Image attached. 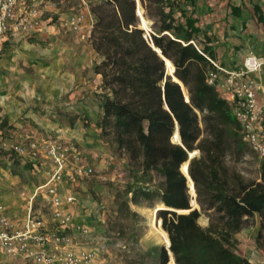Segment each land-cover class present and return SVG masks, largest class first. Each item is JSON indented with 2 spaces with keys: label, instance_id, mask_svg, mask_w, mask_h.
I'll return each mask as SVG.
<instances>
[{
  "label": "trees",
  "instance_id": "trees-1",
  "mask_svg": "<svg viewBox=\"0 0 264 264\" xmlns=\"http://www.w3.org/2000/svg\"><path fill=\"white\" fill-rule=\"evenodd\" d=\"M197 1L141 0L154 20L149 36L140 26L138 0L92 3L90 41L99 58L94 72L101 76L102 90L98 126L101 137L118 152H126L143 173L156 171L163 178L156 187L143 180L131 187L127 194L132 196L124 201L122 211L130 214L129 202L141 199L164 204L166 208L158 209L157 216L169 235L170 256L177 264H253L237 251L236 234L256 215L260 217L258 236L264 229V162L259 177L250 179L240 173L229 175L223 165L230 153L242 157L255 152L244 141L229 102L207 81L213 65L204 54L214 58L215 51L196 16ZM255 9L264 20L261 7ZM152 44L174 64L189 102L183 86L166 73L165 60ZM177 132L182 144L173 141ZM196 149L201 155L191 159L189 173L197 201L210 217L208 227L199 222L202 212L191 208L188 179L181 171ZM4 152L32 172L35 184L40 182L31 160L13 149ZM157 257L158 264H167L164 246L157 249Z\"/></svg>",
  "mask_w": 264,
  "mask_h": 264
},
{
  "label": "rangeland",
  "instance_id": "rangeland-1",
  "mask_svg": "<svg viewBox=\"0 0 264 264\" xmlns=\"http://www.w3.org/2000/svg\"><path fill=\"white\" fill-rule=\"evenodd\" d=\"M46 1L54 9L48 11L46 17L52 16L56 32L33 36L31 45L27 44L21 52L0 64V175L11 176L13 190L20 191L21 195L35 184L32 172L12 162L4 152L11 149L15 133L36 130L44 132L41 139L52 135L75 143L91 159L94 169L90 176L79 179L81 182L76 187L80 195L77 204L84 202V210L89 213V219L82 218L93 230L90 236L79 237L82 246L96 250L95 264H158L157 249L166 248L152 223L153 216L157 215L154 210L160 203L143 199L140 203L129 202L130 214L122 211V205L132 196L127 191L141 180L156 187L163 178L156 171L143 173L138 164L130 162L126 152H118L111 141L101 137L98 126L102 90L101 76L94 72L99 58L90 41L94 23L90 8L100 0ZM137 8L147 23L148 29L144 27L149 36L154 20L148 16L141 0ZM74 16L82 18L78 28L66 24L67 19ZM140 22L142 26L141 18ZM185 94L188 98L187 89ZM12 117H16L15 120ZM196 150L195 156L199 157L201 152ZM262 162L253 152L242 157L230 153L223 165L229 175L240 173L250 179L259 177ZM44 175V172L38 173L40 179ZM190 196L192 200L191 193ZM195 207L202 212L200 224L208 227V213L202 211L200 205ZM43 214L50 221V213L46 210ZM256 224L255 217L242 229L243 233L240 231L245 243L242 250L250 244L264 252V229L258 236L260 221ZM239 244L240 241L238 252ZM170 257L167 264H174L173 256Z\"/></svg>",
  "mask_w": 264,
  "mask_h": 264
},
{
  "label": "built area",
  "instance_id": "built-area-1",
  "mask_svg": "<svg viewBox=\"0 0 264 264\" xmlns=\"http://www.w3.org/2000/svg\"><path fill=\"white\" fill-rule=\"evenodd\" d=\"M38 9L29 0H0V44L6 36L20 38L40 27ZM82 18L74 16L66 24L78 28ZM213 67L207 81L220 96L229 102L233 117L239 122L245 142L264 162V98L260 84L252 74L260 71L264 60L249 52L241 70H231L216 59L204 54ZM11 149L31 160L36 171L45 173L42 182L23 192L27 211L21 223L5 213L0 204V247L10 257L26 264H95L96 250L82 246L79 237H88L92 228L84 221H76L66 205L80 200L76 187L79 179L90 176L94 169L86 156L73 142L48 135L30 139L27 144L12 143ZM43 156L47 161L39 162ZM66 193L63 192V188ZM51 215L44 218V211Z\"/></svg>",
  "mask_w": 264,
  "mask_h": 264
},
{
  "label": "crops",
  "instance_id": "crops-1",
  "mask_svg": "<svg viewBox=\"0 0 264 264\" xmlns=\"http://www.w3.org/2000/svg\"><path fill=\"white\" fill-rule=\"evenodd\" d=\"M31 6L38 9V19L40 27L28 35L20 38L6 36L0 44V64L18 52H21L26 45H31V38L44 35L46 32H56V23L51 22L52 16L46 17L48 11H52L51 5L46 0H29ZM259 5L264 15V0H198L196 16L202 29L212 38L216 59L219 63L231 70H241L246 55L251 51L264 60V20L259 19L255 6ZM57 12V11H55ZM62 18V17H61ZM254 78L261 86L260 97L264 98V66L256 73ZM16 117H12L15 120ZM44 132L36 130H23L15 133L13 143L27 144L30 139L41 141ZM43 156L39 157V162L45 163ZM86 161L91 165V159L86 156ZM45 177L42 176L40 182ZM14 179L8 174L0 175V204L6 208L5 213L17 223H21L27 211V200L21 192L13 190ZM81 181L77 182V185ZM63 188V187H62ZM63 192L66 193L63 188ZM82 201V199H81ZM85 203L79 205H66V209L74 213L76 221L87 220L82 217L89 216L84 210ZM257 224L260 217L256 215ZM244 230H242L243 233ZM240 241L239 253L247 257L253 264H264V252L254 249L253 245L242 241L241 232L236 234ZM242 242V243H241ZM0 264H26L20 260L10 258L0 247Z\"/></svg>",
  "mask_w": 264,
  "mask_h": 264
},
{
  "label": "bare ground",
  "instance_id": "bare-ground-1",
  "mask_svg": "<svg viewBox=\"0 0 264 264\" xmlns=\"http://www.w3.org/2000/svg\"><path fill=\"white\" fill-rule=\"evenodd\" d=\"M139 11H140V13H141V10L139 9ZM143 22H144V26L146 27V29H148V26H147V23H146V21H145V19H144V17H143ZM167 60H169V59H166V67L168 68V72L170 73V72H173V70H174V68H175V66H174V64L169 60V61H167ZM176 80H178L179 81V79H177V78H175ZM181 82V81H180ZM183 86V88H184V91H185V93H186V89H185V86L184 85H182ZM186 95V94H185ZM175 137H176V139H178V134L176 133V135H175ZM174 137V138H175ZM197 152V150H195L194 152H191V155H193L194 153H196ZM181 169H182V171L184 172V173H187V171H188V161H185L183 164H182V166H181ZM189 189H190V193L192 194V203L196 206L197 204H196V201H195V199H194V196H195V194H196V190H195V186H194V183H193V181L191 180V179H189ZM161 208H166V206L164 205V204H159L156 208H155V210H154V214L158 211V209H161ZM179 211H181V212H187L188 210H179ZM153 225H154V227H155V229H156V232L158 233V235H160L161 236V238L163 239V242H164V244L165 245H168L169 244V236H168V234H167V232L160 226V223H161V219H159V217L156 215V216H153ZM157 235V236H158ZM161 239V240H162ZM170 254H172V253H170ZM169 261H170V256H169V260H168V263H169ZM175 262V261H174ZM175 264H177V263H175Z\"/></svg>",
  "mask_w": 264,
  "mask_h": 264
},
{
  "label": "water",
  "instance_id": "water-1",
  "mask_svg": "<svg viewBox=\"0 0 264 264\" xmlns=\"http://www.w3.org/2000/svg\"><path fill=\"white\" fill-rule=\"evenodd\" d=\"M137 15L141 18V20H143V16H142V13H140V11H139V8H137ZM143 29H145V27H144V23H142V26H141ZM152 46L161 54V56H162V58L165 60V63H166V59H168L166 56H164L163 54H162V52H161V49L160 48H158V47H156L154 44H152ZM170 60V59H169ZM171 61V60H170ZM166 73L167 74H169V75H171L172 76V78H173V80L174 81H176V82H178L179 84H181V85H183V82L175 75V68H174V70H173V72H168V68L166 67ZM175 78H177V79H179V81L178 80H176ZM181 81V82H180ZM186 100L189 102L190 101V98H189V95H188V98H186ZM178 133V137H179V140L178 139H176V137H175V135H174V137H173V141L174 142H178V143H181L182 144V140H181V137H180V134H179V132H177ZM195 151V150H194ZM193 151V152H194ZM195 155H196V153H194L193 155H191V152L189 153V159H188V171H187V173H184L183 171H182V169H181V171L183 172V174L187 177V185H188V187H189V179H191L192 181H193V179H192V177H191V175H190V173H189V166H190V163H191V159L193 158V157H195ZM193 183H194V181H193ZM194 186H195V183H194ZM189 193H190V191H189ZM195 195H197V194H195ZM195 201H196V204H197V206L199 205L198 204V202H197V199H195ZM190 205H191V208L192 209H195V208H197V207H195L194 206V204L192 203V200L190 201ZM191 209V210H192ZM178 212H181V211H178ZM187 212H189V211H187ZM160 225H162V220H161V223H160ZM169 236V235H168ZM169 241H170V238H169ZM170 245H171V242H169V244L168 245H166V249H167V251H168V255L170 256V252H171V250H170ZM172 253V252H171ZM173 254V253H172ZM175 261V260H174ZM176 263V262H175Z\"/></svg>",
  "mask_w": 264,
  "mask_h": 264
}]
</instances>
